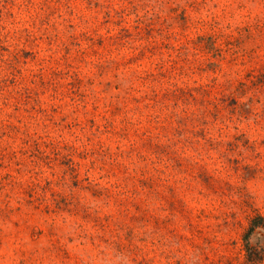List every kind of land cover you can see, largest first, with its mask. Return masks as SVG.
<instances>
[{"label":"rangeland","instance_id":"374dc122","mask_svg":"<svg viewBox=\"0 0 264 264\" xmlns=\"http://www.w3.org/2000/svg\"><path fill=\"white\" fill-rule=\"evenodd\" d=\"M256 214L264 0H0V264H250Z\"/></svg>","mask_w":264,"mask_h":264},{"label":"trees","instance_id":"16d2710c","mask_svg":"<svg viewBox=\"0 0 264 264\" xmlns=\"http://www.w3.org/2000/svg\"><path fill=\"white\" fill-rule=\"evenodd\" d=\"M262 231H264V215L256 214L250 220L243 234L247 263L258 264L264 262V238H256V235ZM254 238H256V242Z\"/></svg>","mask_w":264,"mask_h":264}]
</instances>
